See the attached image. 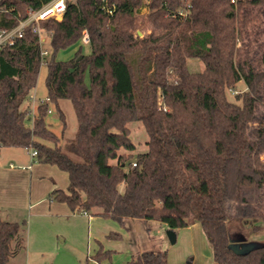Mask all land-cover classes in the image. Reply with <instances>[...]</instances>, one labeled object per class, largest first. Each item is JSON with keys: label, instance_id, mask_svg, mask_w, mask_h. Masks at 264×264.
<instances>
[{"label": "trees", "instance_id": "16d2710c", "mask_svg": "<svg viewBox=\"0 0 264 264\" xmlns=\"http://www.w3.org/2000/svg\"><path fill=\"white\" fill-rule=\"evenodd\" d=\"M51 1L0 0V30ZM40 26L54 52L87 36L91 53L46 61L48 101L32 116L43 62L33 25L0 49V149L35 150L33 162L64 172L67 189L50 199L73 213L121 227L129 219L174 231L199 224L214 264H264V246L235 251L228 227L264 230V0H67L61 21ZM189 59L204 70L190 72ZM240 83L246 90L230 101ZM61 100L77 117L67 145L46 124ZM132 122L144 127L145 152H136ZM25 234L26 222L0 220V264L24 251ZM127 264H169L168 254Z\"/></svg>", "mask_w": 264, "mask_h": 264}, {"label": "rangeland", "instance_id": "374dc122", "mask_svg": "<svg viewBox=\"0 0 264 264\" xmlns=\"http://www.w3.org/2000/svg\"><path fill=\"white\" fill-rule=\"evenodd\" d=\"M69 1L74 2V0ZM142 13L146 14L147 10ZM139 35L142 36V33ZM43 39L41 48L48 52V56L42 62L36 88L32 91L27 103V106L34 112L47 97L46 61L51 58L56 61H70L78 53L82 55L91 53L86 37L57 52H54L51 47L49 35L43 33ZM188 69L192 73H201L204 70V65L199 60L189 59ZM86 82L90 84L88 71ZM245 90L244 83H240L229 92V100L236 102L235 97ZM49 108L51 112L46 116L48 129L60 137L63 136L62 145L69 144L74 140L77 129V117L72 103L69 100H61L58 106L50 104ZM61 115L64 116V121L61 119ZM129 127L136 152H145L147 150L145 145L147 134L144 127L138 122H132ZM32 161L33 158L30 153L23 148L0 149V220L19 224L26 222L25 249L18 256L11 258L8 264H126L128 260L127 251L108 249L109 247L104 245L109 243L106 240L100 243L95 234L96 229L90 223L88 216L77 214L75 219L62 218L44 212V205L32 207L30 201L32 181L26 177V172L21 169L25 163L31 165ZM10 163L15 165V170L10 168ZM34 167L40 182L39 186H35V198L38 190L40 193L45 192L47 184L51 186V189L40 198L46 200L47 203L50 200V193L55 188L67 189L68 177L57 167L39 163H35ZM16 173H23V176L20 174L21 177L16 178L13 176ZM52 181L55 185L52 184ZM120 189L122 192L124 186H121ZM111 223L113 222L108 221V224ZM151 225L153 236L161 238L156 246L158 245L162 252H167L169 264H214L212 248L199 224H192L187 228L176 230L177 241L174 245L169 242L166 236L168 230L166 225L159 222H154ZM156 226H160L159 233L156 232ZM228 227L230 243L235 251L246 252L252 248L264 246V230L254 233L250 228L241 229L235 223L229 224ZM109 240L111 243L114 241ZM100 251L103 253L110 252L111 258L97 259V254Z\"/></svg>", "mask_w": 264, "mask_h": 264}, {"label": "crops", "instance_id": "0c3cea01", "mask_svg": "<svg viewBox=\"0 0 264 264\" xmlns=\"http://www.w3.org/2000/svg\"><path fill=\"white\" fill-rule=\"evenodd\" d=\"M34 164V165H33ZM35 162L32 161L31 165L29 163H25L21 167L23 171L26 173V177L32 181L31 184V190H30V201L32 203V207L34 206H39V205H44V212H48L51 214H55L58 217L62 218H76L77 214H83V213H73L69 209V207L66 204L63 203H58L53 200H49L47 203L46 200L40 199L43 195H45L47 192L50 191L51 186L47 184L45 186L46 190L43 193H40L39 190L36 192V198H35V186H39V180H38V174H36V169H35ZM10 168L11 169H16L15 165L13 163H10ZM19 174V175H18ZM20 174L23 176V173H16L13 176L16 178H20ZM54 181H52V184ZM55 185V183H54ZM65 187V186H63ZM30 202H29V207H30ZM85 215V214H83ZM89 221L90 223L93 224L95 227L96 231L95 234L97 235V238L101 241H108L109 243L104 244L106 245L105 247H109L108 249L110 250H115V249H122L127 251V262L126 264L137 254L144 253V252H162L159 250V246L156 244H159L160 239L158 236H153V230H152V223L151 222H144L142 220H127L125 222V225L123 227L117 225L116 222L112 221L111 219H96V218H101L100 216H89ZM109 222H113L111 224H108ZM157 230L156 232H160V226H156ZM111 233H118L121 235V239L119 240H114L111 241L108 238V235ZM162 235H160L161 237ZM163 237V236H162ZM103 245V244H102ZM103 247V246H102Z\"/></svg>", "mask_w": 264, "mask_h": 264}, {"label": "built area", "instance_id": "2783aa9c", "mask_svg": "<svg viewBox=\"0 0 264 264\" xmlns=\"http://www.w3.org/2000/svg\"><path fill=\"white\" fill-rule=\"evenodd\" d=\"M238 0H231L233 4L236 5ZM66 2L67 0H52L47 5L43 6L39 10H33L29 9V16L26 20L21 21L18 26H16L14 29L11 30H0V49H2L5 46H12L17 38L22 37L24 29L28 25H33V32L39 36L40 45L44 41L43 39V32L40 26V23L42 21H45L47 19H54L57 21H61L65 14L66 9ZM183 14V13H181ZM86 40L88 42V38L86 36ZM46 56H48L47 51L42 50V57L43 61L46 59ZM48 100H44L41 103L47 102ZM51 111L49 110V113ZM34 111H31V115L34 116ZM31 157L34 159L37 155V152L35 150H27ZM133 166H136L134 163ZM86 215V213H83Z\"/></svg>", "mask_w": 264, "mask_h": 264}, {"label": "water", "instance_id": "95a60500", "mask_svg": "<svg viewBox=\"0 0 264 264\" xmlns=\"http://www.w3.org/2000/svg\"><path fill=\"white\" fill-rule=\"evenodd\" d=\"M166 236H167L169 242L172 245H174L176 243V241H177V234H176V232L174 230L168 229L166 231Z\"/></svg>", "mask_w": 264, "mask_h": 264}]
</instances>
